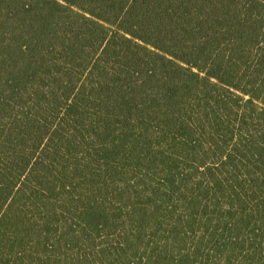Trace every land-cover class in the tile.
Instances as JSON below:
<instances>
[{
	"label": "trees",
	"instance_id": "1",
	"mask_svg": "<svg viewBox=\"0 0 264 264\" xmlns=\"http://www.w3.org/2000/svg\"><path fill=\"white\" fill-rule=\"evenodd\" d=\"M0 264H264V0H0Z\"/></svg>",
	"mask_w": 264,
	"mask_h": 264
}]
</instances>
